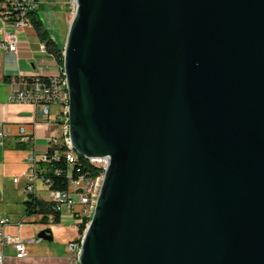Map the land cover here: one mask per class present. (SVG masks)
Returning a JSON list of instances; mask_svg holds the SVG:
<instances>
[{
  "label": "water",
  "instance_id": "obj_1",
  "mask_svg": "<svg viewBox=\"0 0 264 264\" xmlns=\"http://www.w3.org/2000/svg\"><path fill=\"white\" fill-rule=\"evenodd\" d=\"M76 1L70 141L107 159L78 264H264V0Z\"/></svg>",
  "mask_w": 264,
  "mask_h": 264
},
{
  "label": "built area",
  "instance_id": "obj_2",
  "mask_svg": "<svg viewBox=\"0 0 264 264\" xmlns=\"http://www.w3.org/2000/svg\"><path fill=\"white\" fill-rule=\"evenodd\" d=\"M22 2H30L34 9V14L41 8V2L39 0H1L0 1V16L5 23V31L0 39V50H8L13 53H17V32L24 27H32L31 18L22 11ZM65 5L68 13L74 15L77 9L76 0H66ZM40 49L46 51L45 44L40 43ZM9 83L12 86V91L9 95V101L11 103L29 104L35 107L36 116L35 123L38 121H49V115L53 107L57 108L56 119L54 122L57 125V134L50 136L47 142L46 151L37 158L34 152L35 134L33 132H27L23 125L18 126L17 131V143L19 145L27 147L31 152L28 156L30 166L27 171L21 175L23 181V191L30 198L33 196L43 202L44 206L48 208L49 212L43 214V217H51V221L55 222L58 217L59 221L63 220L65 215H69L78 223H85L88 218L89 210H86V196L87 185L90 180L89 175L79 174L76 177H69L68 172V184L66 189H53L51 185L53 181L50 177L45 176L43 173L45 168L40 167L39 161L46 162L50 158L47 156V151L52 150V158L58 160L60 157L68 165V169H72L74 164L70 163V157L66 155V152L58 151V146H63L60 120H59V100L60 92L57 90V81H64V73H57L53 75H16L8 78ZM4 138V133L0 131V144ZM97 165H100L101 170L104 166H107V159L105 157L93 158ZM56 174H59V170H55ZM13 182H19V178H13ZM46 188L48 198L38 196L37 183ZM21 219L17 222L20 227L23 224ZM9 224V218L6 216L0 217V264H5L9 254L7 251L11 249L13 251V257L15 259H24L28 256L27 246L30 244L40 243L42 240L39 237L22 238L19 235H11L5 231V227ZM77 228V227H76ZM76 241V240H75ZM72 241L69 243V249L76 258L79 255V246L81 241Z\"/></svg>",
  "mask_w": 264,
  "mask_h": 264
},
{
  "label": "crops",
  "instance_id": "obj_3",
  "mask_svg": "<svg viewBox=\"0 0 264 264\" xmlns=\"http://www.w3.org/2000/svg\"><path fill=\"white\" fill-rule=\"evenodd\" d=\"M52 13L53 11H50V14L48 11L43 12L42 17L45 20V23L43 22V24L45 29L49 32L50 37L59 47L63 48L64 43L60 46L57 39H55L54 35L51 33V31L55 30V26L51 21V19L53 20ZM69 17V14H67L61 18V24L65 29L63 36L64 41L70 24ZM48 19L51 22L50 25L48 24ZM5 29V23L0 16V39L2 38ZM17 39V53L8 50H0V131L4 133V138L0 144V202L3 201V196H6L8 201L15 204L22 203L24 207V202L29 197L23 191V184H20L21 187H17L20 181L17 183L13 182L14 185L12 187H6L3 183L4 178L6 177L7 167L12 166L14 168V173L18 175L20 173L22 175L30 166L28 156L31 151L27 147L17 143L18 126L23 125L28 133L33 132L35 134L34 152L36 157L39 158L47 149L48 138L57 134L58 128L54 122L56 119L57 108H52L49 115V121H38L35 123V119H37L38 116H36L37 114L34 106L22 103H11L9 101L12 86L9 83L8 78L20 74L26 76L34 74L53 75L62 73L63 70L61 62L57 61L47 50L42 51L40 49V43L42 41L37 36L33 27H24L18 30ZM60 111L61 108L59 106V112ZM45 190L46 188L41 185L40 189L37 190L38 196H41V193L45 192ZM23 211H25V207ZM0 213H5V211L3 210ZM6 213L10 215L7 210ZM0 217H2V215H0ZM65 218H70L72 220V217L69 215H65L63 219ZM17 222L19 221L11 223L9 220V224L5 227V231L11 235H19L12 234V231H9L11 225H14L20 230V228L26 223V221H24L22 226L19 227ZM36 244H30L27 246L28 256L24 259H15L13 255L7 252L9 256L6 259L5 264H40L39 261H37L39 258L29 255L30 247ZM61 257L62 258L60 259L65 261L63 258L64 256Z\"/></svg>",
  "mask_w": 264,
  "mask_h": 264
},
{
  "label": "rangeland",
  "instance_id": "obj_4",
  "mask_svg": "<svg viewBox=\"0 0 264 264\" xmlns=\"http://www.w3.org/2000/svg\"><path fill=\"white\" fill-rule=\"evenodd\" d=\"M64 1L65 0H40V2L42 3L41 8L37 12V14H39L43 22L45 23V20L42 17L43 12L48 11L50 14V11H53V20L51 19V21L55 26V30L51 31V33L54 35V38L57 39L60 46L65 43L63 39L65 29L61 24V18L69 14ZM69 16V19L71 21L73 15L69 14ZM48 24H51L49 19ZM5 176L6 177L4 178L3 183L6 187H12L14 185L13 177L19 178L20 182L18 183V185L16 184L17 187H21L20 184H23L20 178L21 174L19 173L18 175L14 173V168L12 166L6 168ZM36 186L37 189H40L41 183L38 182ZM41 196L48 198V193L45 191L41 193ZM3 210L5 211V213H0V215H5L6 217H8L11 223L20 221L21 219L23 221H26V223L20 228V230H18L14 225H11V227H9V231H12V234H19L23 238L36 237L41 229H50L53 236L52 241L41 240L40 243L38 242L39 244L33 245L32 247H30L31 249H29V255L39 258L37 261H39L40 264H78V258H76L69 249V243L75 240L77 241L78 237L81 235V233L79 234L77 232L75 224L76 220L74 218H72V220L70 218H65L58 222H52L51 217H47V215L46 217H43L41 214L34 213L28 216L23 211L24 207L22 203L15 204L11 201H8L6 196H3V201L0 202V212ZM6 210L10 213V215L6 213ZM81 238H79L78 241H81ZM7 252L13 255V252L11 250ZM61 256H64L63 258L65 259V261H63V259H60L62 258Z\"/></svg>",
  "mask_w": 264,
  "mask_h": 264
},
{
  "label": "trees",
  "instance_id": "obj_5",
  "mask_svg": "<svg viewBox=\"0 0 264 264\" xmlns=\"http://www.w3.org/2000/svg\"><path fill=\"white\" fill-rule=\"evenodd\" d=\"M1 1V0H0ZM27 16H32L31 22L32 27L34 28L37 36L39 39L45 44L46 50L51 53L55 59L59 62H63V48L59 47L56 42L50 37L49 32L45 29L43 20L39 16V14H34V9H27L26 10ZM63 70V69H62ZM63 146H58V151H65L67 153L68 148L64 143L63 137ZM53 151L50 149L47 151V156L50 158L49 161L41 162L39 161V165L42 168H45L44 175L50 177L53 181L51 188L53 189H66L68 184V172L70 173L69 177H76L79 174H86L89 175L90 179H94L100 173V169L94 166L89 160L83 157H76L73 162L72 169H68V165L64 162V160L60 157L58 160L51 159ZM59 170V174L55 173V170ZM25 207V214L32 215L34 213L37 214H45L48 213L49 210L46 208L42 201L35 199L33 196L25 200L24 202ZM90 218H86L85 223H78L76 225L77 232L81 235L78 238H81L83 232L88 224ZM58 217L55 219V222H58Z\"/></svg>",
  "mask_w": 264,
  "mask_h": 264
},
{
  "label": "bare ground",
  "instance_id": "obj_6",
  "mask_svg": "<svg viewBox=\"0 0 264 264\" xmlns=\"http://www.w3.org/2000/svg\"><path fill=\"white\" fill-rule=\"evenodd\" d=\"M27 9H30V10L33 9L32 5H30V2H22V11L25 12V14H26ZM62 73H64V71H62ZM57 90L60 92L59 106L61 108V111L59 112V120H60L61 135L63 137L64 143L66 144L68 148L66 155L70 157V162H73L76 159L77 154L74 152V150H72V143L70 141L69 116H68L69 93H68L67 80L65 78V73H64V81H57ZM87 160H89L94 166L100 169L99 175H97L94 179H90L87 185L88 194L86 196V210H89L88 218H91L93 211L95 209V206H96L97 197H98V194H99L102 182H103L104 172L107 166H104L103 170H101L100 165H97L95 159L88 158ZM81 241H82V238H81ZM79 252H80V248H79Z\"/></svg>",
  "mask_w": 264,
  "mask_h": 264
}]
</instances>
